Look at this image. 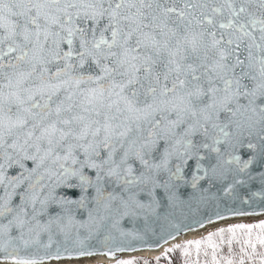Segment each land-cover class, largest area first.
Here are the masks:
<instances>
[{
  "label": "snow or ice",
  "instance_id": "obj_1",
  "mask_svg": "<svg viewBox=\"0 0 264 264\" xmlns=\"http://www.w3.org/2000/svg\"><path fill=\"white\" fill-rule=\"evenodd\" d=\"M253 164L264 168V0H0V264H40L16 253L73 231L76 258L115 259L125 250L116 237L96 251L79 239L85 227L92 238L101 211L112 219L150 210L157 189L171 200L173 188H197L198 172L225 194L257 175L264 184ZM73 205L97 215L88 209L78 221ZM245 214L258 213H213ZM170 228L153 233L149 250L193 226ZM177 250L182 264H264V221L166 248L155 264H172ZM44 258L64 257L57 248Z\"/></svg>",
  "mask_w": 264,
  "mask_h": 264
},
{
  "label": "water",
  "instance_id": "obj_2",
  "mask_svg": "<svg viewBox=\"0 0 264 264\" xmlns=\"http://www.w3.org/2000/svg\"><path fill=\"white\" fill-rule=\"evenodd\" d=\"M257 141L253 140V143ZM238 154L241 155L243 159H247L249 156L253 155V152L248 149H240ZM28 167H32L31 161L26 162ZM205 167L208 166L207 161H202ZM195 161H190V167L186 170V179L191 181V172L193 170ZM15 171V170H11ZM254 175L264 171L258 164H253L249 169ZM197 175L204 177L199 181L196 189H192L190 186H181L179 189H172L174 196L171 200L165 196L163 189H157V198L160 201L159 206L153 205L150 210H134V214H129L127 216H117L113 214L112 219H103V211L99 213V218H97L96 223L92 225V238L85 239L89 236L88 227L79 229V239L84 241V246L90 250H106L104 246L99 243L100 240L106 235H112L116 237L117 244L123 242L125 247L124 251H116L115 259H109L105 255H93L85 257H77V253L80 250V245L77 241V233L73 231L71 236L65 242V237L63 235L54 234L53 242L50 248H45L43 245H30L27 249L20 247L16 255L22 258L36 259L40 261V264L59 262V261H74L82 259H92L94 257H104L107 261L116 262L117 260H123L124 257L137 258L143 253H155L161 254L166 248L171 247V244H175L180 238L185 237L189 234H194L205 229L211 228L218 224L232 223V222H252L257 220L264 221V184L261 183L259 176L256 179L248 180L246 184H236L232 191L225 194L223 191L224 184L220 182L209 181L204 172H198ZM210 175V173H209ZM166 178V177H164ZM241 178L247 180V176L241 174ZM66 189H58L59 194H64ZM119 191V190H117ZM72 195V193H68ZM75 198V196H74ZM139 199L142 202L147 203L149 197L141 194ZM16 202H19L18 197ZM223 211L225 206L233 210H237L244 213L256 212L255 215H236L231 216L226 219H216L213 213L217 210ZM73 208L74 215L78 221L88 220V209H93L94 216L97 215L94 211V205H88L86 208L80 209L77 206H71ZM60 211V208L53 204L49 208V214L55 215ZM205 212L208 215L213 216V223L208 224ZM200 220L205 221V227H200L197 223ZM6 222V221H5ZM170 224H181L193 226L192 230L183 231L180 235L176 236L175 239H170L167 244L161 247L155 248V250H149L148 245L153 243L156 239V235H159L161 229L172 230ZM121 232L128 233L130 235H122ZM15 234V232L13 233ZM131 234H139L145 237L147 243L143 241L133 239ZM42 240L47 243V235L42 237ZM131 245L135 250H128V245ZM110 247H114L112 242H109ZM175 246V245H174ZM57 248L60 249L61 255L64 258H44L47 257L49 253L55 254ZM67 248V252H65ZM8 251H12L11 248ZM6 255L5 252H0V258ZM71 255L73 258H66ZM134 256V257H131ZM128 258V259H129ZM125 260V259H124ZM4 264H11L10 260H4Z\"/></svg>",
  "mask_w": 264,
  "mask_h": 264
},
{
  "label": "bare ground",
  "instance_id": "obj_3",
  "mask_svg": "<svg viewBox=\"0 0 264 264\" xmlns=\"http://www.w3.org/2000/svg\"><path fill=\"white\" fill-rule=\"evenodd\" d=\"M257 221H262V220H257ZM246 222L247 221H245V222H232V223L218 224L216 226H213L211 228L205 229L203 231H200V232H197V233H194V234H189V235H187L185 237H182L178 241H176L175 244H171V247L174 246V245L186 242V241H190V240H194V239L200 238L201 236H204V235L208 234L209 232H211L213 230L225 227L227 225H231V224L232 225H237V224H241V223L244 224ZM159 255H160V253L159 254L158 253L157 254H155V253H143V254H140L139 256L155 258V257H158ZM131 257H134V256H131ZM135 257H138V256H135ZM128 258L129 257H127V256L124 257V259H128ZM85 263L116 264V262L107 261L104 257H99V256L98 257H94L92 259L86 258V259L74 260V261L65 260V261L45 263V264H85Z\"/></svg>",
  "mask_w": 264,
  "mask_h": 264
},
{
  "label": "rangeland",
  "instance_id": "obj_4",
  "mask_svg": "<svg viewBox=\"0 0 264 264\" xmlns=\"http://www.w3.org/2000/svg\"><path fill=\"white\" fill-rule=\"evenodd\" d=\"M263 221V220H262ZM262 221H252V222H246V223H244V224H253V223H258V222H262ZM230 226H235V225H227V226H225V227H222V228H227V227H230ZM217 230V229H216ZM213 231H215V230H213ZM213 231H211V232H213ZM211 232H209V233H211ZM208 233V234H209ZM208 234H206V235H204V236H201L200 238H197V239H201L202 237H205V236H207ZM197 239H194V240H197ZM187 242V241H186ZM186 242H183V243H180V244H184V243H186ZM173 247V246H172ZM192 252H193V258L195 257V250L193 249L192 250ZM159 257V256H158ZM157 257H155V258H151V257H137V258H129V259H125V261H127V260H131V261H135L136 262V264H144V262L145 261H147V262H149V264H155V259H156ZM171 258H172V264H182V261H183V259H184V257L182 256V253L179 251V250H177L176 252H174V253H172L171 254ZM204 259H206L205 257H203V256H201V261H203ZM207 259L210 261V259H211V256L209 255V257H207ZM85 264H102V263H85ZM160 264H167V261H165V260H161L160 261Z\"/></svg>",
  "mask_w": 264,
  "mask_h": 264
},
{
  "label": "trees",
  "instance_id": "obj_5",
  "mask_svg": "<svg viewBox=\"0 0 264 264\" xmlns=\"http://www.w3.org/2000/svg\"><path fill=\"white\" fill-rule=\"evenodd\" d=\"M171 254H172V253H171ZM171 254H170V255H171ZM154 261H156V259H155Z\"/></svg>",
  "mask_w": 264,
  "mask_h": 264
}]
</instances>
